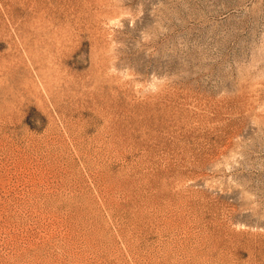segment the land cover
Here are the masks:
<instances>
[{"label":"rangeland","instance_id":"1","mask_svg":"<svg viewBox=\"0 0 264 264\" xmlns=\"http://www.w3.org/2000/svg\"><path fill=\"white\" fill-rule=\"evenodd\" d=\"M0 264H264V0H0Z\"/></svg>","mask_w":264,"mask_h":264}]
</instances>
